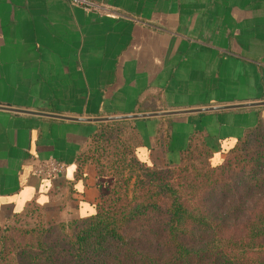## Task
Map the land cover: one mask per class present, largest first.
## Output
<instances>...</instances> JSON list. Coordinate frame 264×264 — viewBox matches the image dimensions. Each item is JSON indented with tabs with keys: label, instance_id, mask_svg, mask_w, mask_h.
<instances>
[{
	"label": "crops",
	"instance_id": "obj_1",
	"mask_svg": "<svg viewBox=\"0 0 264 264\" xmlns=\"http://www.w3.org/2000/svg\"><path fill=\"white\" fill-rule=\"evenodd\" d=\"M0 0V106L95 119L264 101V0ZM129 121L150 167L178 166L195 135L219 164L264 106L82 122L0 110V228L95 212L112 180L78 158L102 124ZM54 158L65 174L44 180Z\"/></svg>",
	"mask_w": 264,
	"mask_h": 264
},
{
	"label": "trees",
	"instance_id": "obj_2",
	"mask_svg": "<svg viewBox=\"0 0 264 264\" xmlns=\"http://www.w3.org/2000/svg\"><path fill=\"white\" fill-rule=\"evenodd\" d=\"M260 130H264L263 122L236 142L228 151L229 159L239 158L241 150L249 151L244 144L251 133ZM112 140L114 144L120 143V164H124V154L131 155L136 166L153 169L154 173L163 172L140 160L137 155L140 135L129 121L102 124L78 158V164H94L101 177H109L103 174L94 157ZM197 145L212 165V151L200 135L192 138L180 164L199 147ZM256 161L257 166L241 176L244 181L225 185L231 188L222 190L242 188L239 198L225 202L216 210L202 207L195 201V195L209 190L206 188L209 184L200 180L197 173L180 184L184 192L181 189L178 192L172 185L155 184L156 179L152 177H146L148 181L138 177L132 198L117 190L118 180L111 177L112 186L101 196L92 215L51 223L59 228L66 224L74 226L71 234L64 238L67 247L60 240L49 244L42 242L38 252L24 255L22 264H264V173L260 171L264 154ZM224 164L211 167L217 170L226 166ZM215 184H211L214 187L209 191L216 190ZM33 214L44 219L38 209L29 208L0 231ZM136 229L139 231L137 238L131 236Z\"/></svg>",
	"mask_w": 264,
	"mask_h": 264
},
{
	"label": "rangeland",
	"instance_id": "obj_3",
	"mask_svg": "<svg viewBox=\"0 0 264 264\" xmlns=\"http://www.w3.org/2000/svg\"><path fill=\"white\" fill-rule=\"evenodd\" d=\"M114 137V136H113ZM115 141V140H114ZM114 141H109L103 151L100 150L99 155H95V160L98 166L101 168L104 175L116 178L117 190L121 191L124 195H129L131 198L135 197V182L137 178L152 177L156 179L155 184H167L172 185L178 192L185 191L180 184L185 182V178L197 173L200 180H204L209 184L206 188L212 190L216 182L215 191L206 192L203 191L194 196L195 201L202 207H211V209L222 208L225 202H230L239 198L240 189L228 190L222 192L225 185L232 184L234 182L239 184V181H244L241 176L246 172L255 168L257 165V157L260 154H264V130H260L251 133L249 139L244 144L245 148H250L249 151L241 150L239 152V158L229 159L228 152L225 153L224 160L219 164L210 165L207 154H203L201 146L194 147L190 154L185 158L182 164L174 167H164L163 172L154 173L153 169H147L145 167L136 166L134 159L131 155L124 154V164H120L121 161V149H118V144H114ZM243 158H246L243 161ZM222 163H225L223 168L213 169ZM127 164H131L128 166ZM212 166V167H211ZM260 171L264 173V164L260 168ZM202 184V183H201ZM110 185L109 189L111 188ZM171 187V188H172ZM205 187V186H204ZM189 190V189H188ZM186 198H189L188 191L186 192ZM137 196V195H136ZM124 198V197H123ZM224 202V203H223ZM223 203V204H222ZM47 220L42 219L41 216L36 214L29 215L24 219L17 222H12L7 230L0 231V264H22L24 255L26 253H36L39 251L41 244H49L55 241H61L64 246L67 247L64 238L71 234L74 230V226L66 224L59 228L54 226L52 222L47 223ZM68 226V227H67ZM49 228H53L51 232ZM132 232V231H131ZM139 231L134 230L131 234L132 237L137 238ZM43 242V243H42ZM26 264V262H25Z\"/></svg>",
	"mask_w": 264,
	"mask_h": 264
},
{
	"label": "water",
	"instance_id": "obj_4",
	"mask_svg": "<svg viewBox=\"0 0 264 264\" xmlns=\"http://www.w3.org/2000/svg\"><path fill=\"white\" fill-rule=\"evenodd\" d=\"M261 106H264V101L250 103V104L210 107V108H203V109H197V110L172 111V112L150 113V114H141V115H132V116L95 118V119H81V118H71V117H65V116H59V115H53V114H44L40 112H31L27 110L14 109V108H10L9 106H0V110L14 112L18 114L22 113V114L46 116V117L58 118L62 120L82 121V122H92V121L93 122H106V121H116V120H125V119H140V118L155 117V116H173V115H182V114H189V113H203V112L222 111V110H231V109L253 108V107H261Z\"/></svg>",
	"mask_w": 264,
	"mask_h": 264
},
{
	"label": "built area",
	"instance_id": "obj_5",
	"mask_svg": "<svg viewBox=\"0 0 264 264\" xmlns=\"http://www.w3.org/2000/svg\"><path fill=\"white\" fill-rule=\"evenodd\" d=\"M73 2L77 4H83L88 7H96L99 8V6H96L95 4L87 1V0H72ZM67 169L66 164H64L61 161H58L54 158H49L46 161L37 163L33 168V173L37 177L44 179V180H52L55 178H58L59 176L65 174Z\"/></svg>",
	"mask_w": 264,
	"mask_h": 264
}]
</instances>
